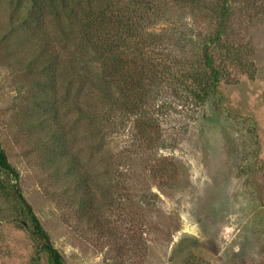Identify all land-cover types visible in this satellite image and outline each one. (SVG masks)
<instances>
[{
  "label": "rangeland",
  "instance_id": "1",
  "mask_svg": "<svg viewBox=\"0 0 264 264\" xmlns=\"http://www.w3.org/2000/svg\"><path fill=\"white\" fill-rule=\"evenodd\" d=\"M149 1L158 41L129 57L191 74L208 49L221 78L202 103L150 82L148 145L99 65L0 0V145L18 174L0 169V264H50L15 184L64 264H264V0H227L226 17L220 0Z\"/></svg>",
  "mask_w": 264,
  "mask_h": 264
},
{
  "label": "trees",
  "instance_id": "2",
  "mask_svg": "<svg viewBox=\"0 0 264 264\" xmlns=\"http://www.w3.org/2000/svg\"><path fill=\"white\" fill-rule=\"evenodd\" d=\"M4 1L10 3L15 11L22 14L20 21L22 27H28L34 31L35 35H38L43 29L45 21H49L55 26L58 35L63 38L65 46L69 45L70 50L73 49L74 52L72 53H74L75 58L99 65L109 93L117 90L123 98L119 111L125 110L132 114L136 112L139 115L136 118L138 121L137 126L148 145L152 142L155 126L152 125L143 110V107L151 99L153 87L155 86L151 87L150 82L162 78L171 84L175 82L178 89L188 91L191 98L197 103L205 101L220 82L219 65L214 64L213 55L208 49L200 54L202 60L199 61V66L197 63L196 70L191 74L172 72V69L163 66L164 64L161 63L163 55L161 56L152 51H150L152 59L147 62L150 65L153 64L151 71L148 70L149 68L146 65H138L136 60L129 57L128 52H131L135 58L145 60L143 58L144 50H149L158 41H153L154 44L148 42L151 34L141 26L147 16L151 14L150 11H153L149 0ZM173 1L182 2V0ZM219 6L221 16L226 17L228 12L227 0H220ZM143 12L146 17L142 15ZM221 26L219 25V27ZM217 34L215 40L219 41L217 43L220 44L222 42L220 41L221 33L218 32ZM152 39H157V36L152 34ZM156 55L159 58L154 59ZM49 62L46 61L42 69L43 75H47L56 66L54 60L52 63ZM160 63L162 67L158 65ZM229 63L235 64L234 62ZM145 68L146 70H144ZM109 97L112 98L113 94H109ZM55 146H58V144L53 145V147ZM0 169L11 175L14 181L18 179V174L8 162L1 145ZM13 187L16 198L24 205L30 217L34 234L43 242L42 248L48 254L50 264H64L61 254L52 246L49 236L33 215L29 205L22 198L18 186L15 184ZM82 188L85 187L80 183V178H77L70 190L74 192V196L81 192L79 200L84 203L85 200L90 198L86 197V189Z\"/></svg>",
  "mask_w": 264,
  "mask_h": 264
}]
</instances>
